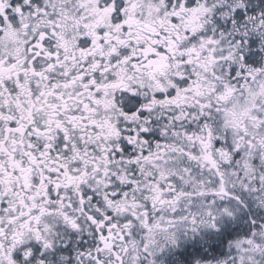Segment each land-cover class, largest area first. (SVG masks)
Masks as SVG:
<instances>
[{
	"label": "snow or ice",
	"instance_id": "6c2138e0",
	"mask_svg": "<svg viewBox=\"0 0 264 264\" xmlns=\"http://www.w3.org/2000/svg\"><path fill=\"white\" fill-rule=\"evenodd\" d=\"M0 264H264V0H0Z\"/></svg>",
	"mask_w": 264,
	"mask_h": 264
}]
</instances>
